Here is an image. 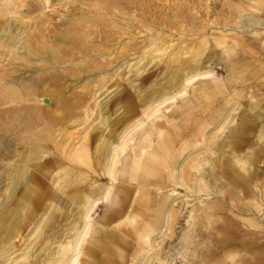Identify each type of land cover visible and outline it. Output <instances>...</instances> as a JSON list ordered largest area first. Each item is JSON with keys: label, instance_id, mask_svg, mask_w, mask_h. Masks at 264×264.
Segmentation results:
<instances>
[{"label": "bare ground", "instance_id": "obj_1", "mask_svg": "<svg viewBox=\"0 0 264 264\" xmlns=\"http://www.w3.org/2000/svg\"><path fill=\"white\" fill-rule=\"evenodd\" d=\"M58 1L0 0V264H264V0L176 44L133 0Z\"/></svg>", "mask_w": 264, "mask_h": 264}, {"label": "rangeland", "instance_id": "obj_2", "mask_svg": "<svg viewBox=\"0 0 264 264\" xmlns=\"http://www.w3.org/2000/svg\"><path fill=\"white\" fill-rule=\"evenodd\" d=\"M50 3H52L51 5L54 4L53 7L50 8H46L45 12L46 15L49 16L50 18L52 17V21L53 22H58L59 18L64 16V14L66 13V8L64 7H59L58 4L56 3H60L58 0H49ZM96 1V0H93ZM135 3V6L133 4H127L130 8H135L136 9V14L135 17H129L125 14H119L118 12H116L117 15H119L118 17L124 18V21H128L130 23H132V27L130 28V30L132 28H135V31L138 32L140 29L142 30H146L147 33L150 32V30L147 29V27L141 23H139V26L136 23V20H150L152 21L154 26H161V27H168L172 29V38L174 39L173 44H176L177 39L179 38L180 32H182V30L180 31L181 28L187 30V31H194V30H198L199 28H201L203 25L206 26L207 23H211L212 21L215 22H222L225 16L227 15H231L230 10H232L233 6L237 3V1L240 0H133ZM86 7V6H84ZM248 12H251V10H248ZM132 13V12H131ZM117 19V18H116ZM229 21V20H228ZM226 21V22H228ZM182 22V27L179 28L178 24ZM236 22L234 21V19H230L229 21V26H235ZM153 25L150 26V28H153ZM264 25L261 24L260 28L263 27ZM224 29H230V28H224ZM160 30V29H159ZM256 30V29H255ZM259 31H264V29H257ZM252 30L249 29H245L244 32H242V35H244L245 37H250L251 36V32ZM183 33V32H182ZM146 33H143L142 35H144ZM134 62V60H130L129 63ZM2 63H6V60H4ZM2 63L0 64V66L2 65ZM142 63V61L140 62V64ZM116 64L113 63L112 65H110V67L115 66ZM151 65H149L150 67ZM161 65H157L154 66L153 68H150L148 70L149 73H154L153 77H155V75L159 72L158 67H160ZM148 67V68H149ZM3 67H0V69H2ZM158 68V69H157ZM12 69H9L8 71H11ZM122 71V67H120L118 70H116L115 73L121 72ZM23 71H21L22 73ZM214 72L216 73V71L214 70ZM146 74V72H144ZM15 75H19L20 72H14ZM26 74V73H25ZM130 74H128L126 77H128ZM217 76L219 78H224L225 74L222 73H218ZM115 78V76L113 77V79ZM130 78H133L132 76H130ZM114 80H111L110 82H108L107 84L110 85ZM82 82V81H81ZM80 82V83H81ZM79 84V83H78ZM138 81L136 80L134 82V85H137ZM112 90H114V88L112 87L111 89L108 90V92H111ZM130 91L133 92V88H130ZM252 91L255 93L257 92L258 94H261L262 91L264 92V85H263V89L262 90H258L257 88L252 89ZM105 93L104 95L101 96V98H108L110 96H112L113 94L110 93V95ZM69 92H65L64 95H68ZM107 95V96H106ZM123 108H121L120 110H118L116 112V115L119 114L122 111ZM228 109V107H227ZM232 111V110H231ZM230 111V113H231ZM237 112V111H236ZM234 114V112H233ZM115 116V114L112 115V118ZM228 118V117H227ZM81 126L75 127V128H71L69 129L71 132L74 133V135H77V131ZM221 125H212L209 126L206 129V137L210 138L214 135H220L221 133ZM190 149L187 150L190 151ZM182 158V157H181ZM180 158V159H181ZM3 185V184H2ZM1 190H3V187L1 186ZM177 191H180L182 193H184V190L179 188L177 189ZM182 199L179 197V199L177 200V202L179 203V205H177L178 207L180 206V202L182 201ZM189 200L191 201V199L189 198ZM104 211V206L103 204H101L98 208H96L93 211V218H98L100 215L103 214ZM184 215H186V209L183 210ZM71 225L70 224H64L62 225V227H58V233H56V236H60L62 233H66L67 231H69L68 227ZM178 226V225H177ZM33 225H31L28 229H26L25 234L28 233V235L30 236V232L32 230ZM176 231L179 232L180 228L177 227ZM32 239V237H31ZM158 243H162L161 238H157L155 241V244ZM20 244V243H19ZM55 245V244H54ZM165 249H167V245L165 246ZM19 252V251H18ZM16 252V254L18 253ZM14 255V254H13ZM12 255V256H13ZM15 256V255H14ZM13 256V257H14ZM10 261V259L8 260ZM141 264V263H139Z\"/></svg>", "mask_w": 264, "mask_h": 264}]
</instances>
